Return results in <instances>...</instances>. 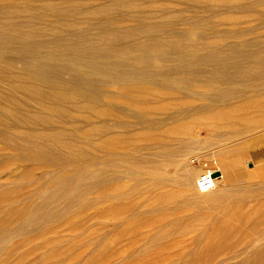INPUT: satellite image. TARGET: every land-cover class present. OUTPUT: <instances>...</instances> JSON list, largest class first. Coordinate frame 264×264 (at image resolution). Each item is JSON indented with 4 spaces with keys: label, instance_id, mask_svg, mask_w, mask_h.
Masks as SVG:
<instances>
[{
    "label": "bare ground",
    "instance_id": "6f19581e",
    "mask_svg": "<svg viewBox=\"0 0 264 264\" xmlns=\"http://www.w3.org/2000/svg\"><path fill=\"white\" fill-rule=\"evenodd\" d=\"M13 1L0 0V13L37 17L43 27L2 26L0 20V109L7 115L0 114V125L65 153H37L36 143L27 156L69 166L84 164V154L97 151L88 169L99 167L85 177L95 182L87 181L85 189L108 182L104 173L110 168L130 179L113 198L128 194L147 207L153 230L143 251L192 234L181 264L233 260L225 253L245 241L240 234L264 232V187L248 182L246 153L222 156L216 170L196 169L188 157L198 140L196 127L211 130L213 152L222 155L230 145L226 140L264 126V44L256 41L258 27H264V0H16L24 6ZM81 25L97 31L95 36L72 30ZM59 29L67 35L41 38L44 31ZM6 33L15 37L3 38ZM151 58L177 61L179 68L150 64ZM126 60L137 66H125ZM64 72L79 80L63 78ZM169 166L181 172L170 175ZM206 174H213L216 184L202 192L198 181ZM44 186L41 208L56 203L59 194L71 199L65 181L52 178L39 189ZM186 207L194 213L171 215ZM12 231H0V240ZM254 253L239 264H264V245Z\"/></svg>",
    "mask_w": 264,
    "mask_h": 264
},
{
    "label": "rangeland",
    "instance_id": "374dc122",
    "mask_svg": "<svg viewBox=\"0 0 264 264\" xmlns=\"http://www.w3.org/2000/svg\"><path fill=\"white\" fill-rule=\"evenodd\" d=\"M13 2L17 1L14 0ZM17 4L24 6L19 1ZM48 15L46 13L43 17ZM0 18L2 26L6 24L28 25L38 23L40 27H43L42 23H39L42 21L37 17L27 19L24 16H4L3 13H0ZM46 19L53 21L52 17H47ZM248 26L255 28L256 23H248ZM258 28H260L257 31L260 39L256 40L257 44L258 42L259 44H264V27L261 28L259 26ZM72 30L80 36L86 35L87 31L91 36H95L97 32L95 30L89 32L88 28L82 25L78 28L74 27ZM69 33L72 32L70 31ZM66 35V31L59 29L57 34H50L44 31V35L41 38L43 40H52L58 36L63 37ZM252 36L255 37L256 35ZM2 37H10L12 39L15 35L6 33ZM150 60L152 61L150 64L179 68L177 61L163 62L159 61L158 58H155V60L151 58ZM124 64L125 66L136 65L132 60H126ZM206 64L204 62L203 66ZM16 66L20 67L19 64ZM53 68L57 69L58 67L55 66ZM62 75L63 78L68 80H79L74 72H64ZM2 90L4 91L3 88ZM0 114L3 117L7 116L2 109H0ZM259 130H256L257 133L254 131L255 134L252 132V135L250 133H246L244 136L241 135L242 140L241 136H238L240 138L232 137L230 140H226V143L231 146L237 142L230 149H228L230 145L228 146L223 141L222 145H227L226 149L228 151L227 154L223 152L222 155H219L213 152L215 145L211 142V136L213 135L211 130L205 125L196 127L193 133L198 140L192 143L193 153L188 157L189 159L192 157V165L196 169L216 170L215 168L218 166L216 163H219V159L222 156L235 159L237 153H239L237 157L241 153H246L248 155L246 157L249 160L246 161L247 163L244 162L243 165L246 163L244 167L250 171L248 182L254 185L251 187L263 188V184L260 185V183L261 180H264V172L262 175H258L256 169L259 167L263 171L261 167H264V155H262L261 159L254 157L257 152L264 153V126L259 128ZM38 142L39 140L36 137L20 134L11 127H7L4 124L0 125V231L13 229L11 236H5L4 240H0V264H181L179 258L188 253V239L192 237V234L187 235L184 241L182 238H175L166 245L154 246L147 251H143L144 248L149 246L146 243V236L153 230V227L148 224L151 218L147 216V207L142 205L140 200H136L128 194H123L118 200L113 198L119 187L132 184L130 179L113 173V168H110L107 173H104L107 174L108 182L102 185L98 181V183H94L91 189H85V184L88 181L85 178L86 173L97 170L99 167L96 165L92 169H88L90 167L89 159L98 158L99 154L97 151H87L86 155L84 154V164L63 166L54 161L44 162L42 158L27 156L33 146L31 144L37 143L39 145ZM239 146L241 147L238 149ZM33 150L37 151V153L59 151L52 143L39 145ZM59 153L62 156L65 154L60 151ZM145 153L149 152L145 151ZM142 155L144 154L138 153V156L143 157ZM209 157L210 159L211 157L214 158L209 160ZM77 162L80 161L77 160ZM103 162H106V160ZM167 168L166 173L170 175H176L175 173L181 172L179 168L176 170L173 166ZM52 178L65 181L68 185V187H65V193L69 194L71 199L69 197L66 199L65 195L59 194L56 203L46 204L43 206L44 208H41L39 196L47 186L42 189L39 188ZM256 181H260L259 184ZM93 182L89 183L93 184ZM240 183L237 185L241 186L242 184ZM52 185L53 183H51ZM29 208H32L31 216L29 215L31 213ZM130 213L132 216H126ZM163 213L161 211L159 214L163 215ZM193 213L194 210L191 207H186L178 212H173L171 215L185 218ZM132 224H137L138 228L132 230ZM258 231L238 236L241 239L244 238L245 241L243 243H234V248L232 247V250L225 253L233 260L224 262L221 258H215L210 263L239 264L242 257L246 255L254 256V249L257 246L264 245L260 244L264 241L259 242L261 237L264 240V232ZM262 256H264V253ZM262 262L264 263V257Z\"/></svg>",
    "mask_w": 264,
    "mask_h": 264
},
{
    "label": "built area",
    "instance_id": "2783aa9c",
    "mask_svg": "<svg viewBox=\"0 0 264 264\" xmlns=\"http://www.w3.org/2000/svg\"><path fill=\"white\" fill-rule=\"evenodd\" d=\"M216 178L213 174H206L200 178L198 181V188L202 192H207L215 187Z\"/></svg>",
    "mask_w": 264,
    "mask_h": 264
}]
</instances>
